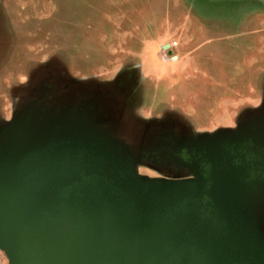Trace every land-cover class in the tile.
<instances>
[{
  "label": "water",
  "instance_id": "water-1",
  "mask_svg": "<svg viewBox=\"0 0 264 264\" xmlns=\"http://www.w3.org/2000/svg\"><path fill=\"white\" fill-rule=\"evenodd\" d=\"M59 81L38 76L0 129L6 264H264V108L234 130L127 142L108 85ZM108 104L112 129L96 113ZM136 152L193 175L138 174Z\"/></svg>",
  "mask_w": 264,
  "mask_h": 264
},
{
  "label": "rangeland",
  "instance_id": "rangeland-1",
  "mask_svg": "<svg viewBox=\"0 0 264 264\" xmlns=\"http://www.w3.org/2000/svg\"><path fill=\"white\" fill-rule=\"evenodd\" d=\"M205 23L209 26L201 27ZM235 32L242 34L237 53L229 40L204 42ZM234 58L253 62L254 88H226L225 74L236 71ZM173 65L182 69L172 82V100L158 85ZM196 65L216 71L225 86L206 96L207 108L203 94H188L187 87L202 81L181 77L197 72ZM42 73L112 87L118 124L111 133L127 142L162 125L190 135L234 130L264 104V0H0V129L32 97L29 91ZM135 154L138 174L193 175ZM259 214L264 234V202ZM6 262L0 247V264Z\"/></svg>",
  "mask_w": 264,
  "mask_h": 264
},
{
  "label": "crops",
  "instance_id": "crops-1",
  "mask_svg": "<svg viewBox=\"0 0 264 264\" xmlns=\"http://www.w3.org/2000/svg\"><path fill=\"white\" fill-rule=\"evenodd\" d=\"M158 25L159 26L156 27V30L158 27H160V23ZM214 25L224 26V25H221L219 23L214 24ZM202 26L204 28H207L209 25H208V23H205V24H201V27ZM241 35L242 34L240 32H235L230 37L227 36V34H225L224 36L221 34V35H218V37L215 36L214 38H213V36H211V37H209V39H207V40L204 39L205 41L204 40L203 41L205 43H206V41H208V43L210 42V44H211V43L221 42L224 40L225 41L229 40V41H231L230 43L232 44V46H231L232 49L230 48L231 49L230 51L237 53V51L240 50L239 49V46H240L239 43L241 42V39H242ZM195 37L199 38L198 36H195ZM180 42H181V39L179 37L178 38L179 46H180ZM238 55H240V54H238ZM173 58H175L174 60H178L179 56L176 55V57L174 56ZM193 58H194V62H195L196 57H193ZM245 60L246 59L243 60L241 58H234L231 60L236 71L234 73H231V74H227V75L225 74V76H226V85H225L226 88H232L234 86L240 87L242 90L244 88H246L247 86L249 88H254L251 86V82H252L251 79L254 78V75L256 74L255 69H254L255 66L253 65L252 61L248 62L249 60L248 61L247 60L245 61ZM241 67H243L242 71H241ZM194 68L197 69V72H195L193 74L182 73L181 77L183 80L188 81V82H189V80H197V79L202 81V84H194V85L192 84L191 86L187 87L189 90L188 94L189 95L190 94L195 95L197 93L203 94L204 98H205V101H204L205 107L207 108L206 101L210 100L208 97L214 93H218L220 91V89H222V87L224 88L225 86L223 85L222 80L218 79V77L216 76V74H215L216 71L214 73H212L208 69V67H206V68H204V70H202L201 69L202 66H198V65H196V67L194 66ZM180 69H182V66H180V65L174 66L173 65L172 70L169 73V76L165 79V83H164L165 85L164 84H160L161 86L158 85V89L161 90L162 92L164 90L168 91L172 100H173L172 97L174 94V85H173L174 82H173V80L176 77L175 75H177L176 73L180 74ZM222 75L223 74H220V76H222ZM229 79H230V83L227 85ZM230 84H231V86H230ZM206 96H208V97L206 98ZM186 100L189 101L186 106L188 108H191L195 112L196 111L195 104L192 102V100H190V98H187ZM181 103H183V102H179V104H181ZM209 112H211V111H209Z\"/></svg>",
  "mask_w": 264,
  "mask_h": 264
},
{
  "label": "flooded vegetation",
  "instance_id": "flooded-vegetation-1",
  "mask_svg": "<svg viewBox=\"0 0 264 264\" xmlns=\"http://www.w3.org/2000/svg\"><path fill=\"white\" fill-rule=\"evenodd\" d=\"M82 83H84L85 85H87L86 87L81 88L83 91H91V90H93L92 89V84L93 83H89V82H86V81H82ZM96 83H98V82H96ZM101 90H102V92H103V94H104V96H105L106 99L114 98L115 92L112 89V87H103ZM107 107H109V109H107ZM259 107L260 108H258V110H260L261 108H264V104L262 106H259ZM111 112H112V114H111ZM113 112H114V110L110 108V104L105 105V107L103 109H97L96 110V113H97V115L99 117L100 122L103 125H107V126L113 125V123L115 121V117L113 116ZM112 128L113 127L111 126V129Z\"/></svg>",
  "mask_w": 264,
  "mask_h": 264
}]
</instances>
